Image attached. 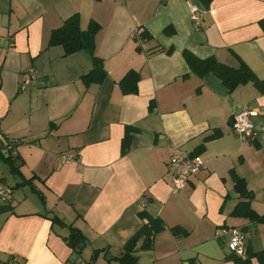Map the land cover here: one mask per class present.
I'll use <instances>...</instances> for the list:
<instances>
[{
	"label": "crops",
	"instance_id": "crops-1",
	"mask_svg": "<svg viewBox=\"0 0 264 264\" xmlns=\"http://www.w3.org/2000/svg\"><path fill=\"white\" fill-rule=\"evenodd\" d=\"M197 1L0 0V123L18 168L0 151V186L9 190L0 195V264L15 257L16 264H120L124 244L148 222L142 211L166 227L151 249L136 252L137 264H239L230 234L217 235L230 227L246 232L248 264H262L264 223L233 211L246 200L238 176L264 214V93L252 81L230 90L212 73L197 75L184 51L233 67L244 62L263 79L264 0L198 1L199 28L190 8ZM74 13L84 30L92 20L101 25L94 56L105 74L88 85L91 52L49 46ZM144 30L151 37L142 39ZM29 67L37 76L21 90ZM130 71L140 77L137 93L120 85ZM242 109L254 114V135L245 139L233 128ZM127 126L135 130L124 154ZM176 146L205 161L179 192L170 166ZM66 151L74 161L59 160ZM71 226L85 237L79 253L66 239Z\"/></svg>",
	"mask_w": 264,
	"mask_h": 264
},
{
	"label": "trees",
	"instance_id": "trees-1",
	"mask_svg": "<svg viewBox=\"0 0 264 264\" xmlns=\"http://www.w3.org/2000/svg\"><path fill=\"white\" fill-rule=\"evenodd\" d=\"M201 5L209 7L212 0H198ZM101 29V25L92 20L87 29H82L81 27V17L79 13H74L69 16L64 23L54 29L51 33L49 46L61 45L64 48L65 54L69 55L81 50H88L94 56L96 48V37ZM166 32L168 28H166ZM140 37L142 39H147L151 37V34L147 30L140 32ZM171 52V49L168 50ZM184 57L189 64L191 70L199 76H205L209 73L214 74L221 82L230 90L234 89L240 84L252 81L260 90L264 93V78H259L255 72L244 62H242L239 67H233L221 63L215 57L199 58L194 55L189 50L184 51ZM94 66L91 72L85 74L83 79L88 85L93 81H101L104 76V68L101 59L94 56ZM139 75L135 71H130L121 81L120 85L124 93H137L138 92V81ZM135 130L132 126L126 127V134L123 139L122 151L124 154L127 153L130 142H131V131ZM220 133L217 131L204 138V142L218 137ZM204 147V143L201 144V148ZM8 163L11 165L13 171H17L18 168L15 163V157L10 155L6 158ZM235 188L240 193V196L244 197L246 200L240 201L233 214L236 216L247 217L251 220L259 221L264 223V214H259L251 206V199L253 194L248 190L246 181L244 178L236 176ZM140 215L143 218H147L148 222L143 225V227L138 230L123 246L121 254L118 257L120 264H137L138 250H148L151 249L154 243L155 236L165 229V223L160 217H153L142 211ZM54 221H61L62 219L57 215L53 216ZM179 227L171 228L175 234H179ZM69 245L75 253H79L82 249V243L85 242V237L82 232L71 226L70 234L66 237ZM140 243V247H138ZM105 250V249H104ZM103 250V251H104ZM257 256L262 264H264V250L257 253ZM239 264H248L249 257L247 253V258L231 254Z\"/></svg>",
	"mask_w": 264,
	"mask_h": 264
},
{
	"label": "built area",
	"instance_id": "built-area-1",
	"mask_svg": "<svg viewBox=\"0 0 264 264\" xmlns=\"http://www.w3.org/2000/svg\"><path fill=\"white\" fill-rule=\"evenodd\" d=\"M191 8V19L196 28L202 26L204 21L205 9L200 3L193 2ZM37 73L33 67L25 69L21 73L20 88L24 90L26 86L36 78ZM253 112L248 109H242L233 115V128L235 132L243 139L252 137L255 131L253 121ZM0 143L4 144L8 149L13 148L12 139L3 133L0 123ZM59 160L65 163H70L75 160L76 155L71 151L62 152L58 156ZM170 166L173 171V192H179L189 185L190 179L196 176L203 168H205V161L200 155H193L188 153L182 147H174L171 157ZM9 191V190H8ZM2 186H0V195L8 198L9 194ZM224 233L230 234L228 248L232 254L239 257L247 256V235L246 232L240 227L223 228L217 232V235ZM20 261L19 257H15L14 263Z\"/></svg>",
	"mask_w": 264,
	"mask_h": 264
},
{
	"label": "water",
	"instance_id": "water-1",
	"mask_svg": "<svg viewBox=\"0 0 264 264\" xmlns=\"http://www.w3.org/2000/svg\"><path fill=\"white\" fill-rule=\"evenodd\" d=\"M0 151L3 153V154H5L6 156H8L9 155V152H10V150L6 147V146H4V144H2V143H0ZM76 254H74L73 255V258H76Z\"/></svg>",
	"mask_w": 264,
	"mask_h": 264
},
{
	"label": "rangeland",
	"instance_id": "rangeland-1",
	"mask_svg": "<svg viewBox=\"0 0 264 264\" xmlns=\"http://www.w3.org/2000/svg\"><path fill=\"white\" fill-rule=\"evenodd\" d=\"M26 189H28V190H32V188H31L30 186H27ZM22 192H23V191H19V192L16 193V194L19 195V193H22ZM39 198H41V197H39Z\"/></svg>",
	"mask_w": 264,
	"mask_h": 264
}]
</instances>
